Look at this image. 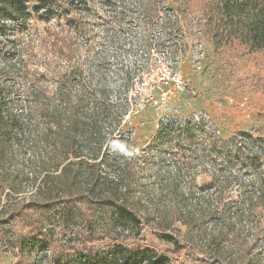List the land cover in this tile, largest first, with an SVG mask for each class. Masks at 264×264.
I'll use <instances>...</instances> for the list:
<instances>
[{
	"label": "trees",
	"instance_id": "obj_1",
	"mask_svg": "<svg viewBox=\"0 0 264 264\" xmlns=\"http://www.w3.org/2000/svg\"><path fill=\"white\" fill-rule=\"evenodd\" d=\"M80 1L0 0V224L17 223L26 231L16 242L17 264L35 263L37 250H47L52 264H250L252 244L231 239L239 234L237 225L245 230L255 212L259 222L264 212V142L239 131L221 143L213 132L207 135L203 123L174 116L159 123L155 152L136 153L121 135V127L130 132L132 122L121 125L124 113L118 112V100L109 98L111 83L98 59L90 66L66 67L55 79L48 74L52 65L39 62L40 48H25L32 18L49 21ZM158 1L116 8L114 16L120 23L137 19L165 27ZM206 15L215 46L238 41L250 52L264 51V0H210ZM68 44L66 52L59 48L65 57ZM112 122L115 127L105 130ZM115 132L118 137L112 138ZM202 139L211 144L209 150L202 145L201 156L209 151L220 160L227 157L212 165L213 177L202 188L213 192L185 205L176 191L182 162L171 176L157 177L158 193H134L137 186L145 188L133 175L139 164L165 171L166 151L178 163ZM196 152L194 147L190 155ZM233 189L242 192L238 200L230 194ZM175 224L187 227L185 243L178 240ZM115 225L122 227L120 234ZM145 227L167 246L147 245ZM195 238L200 242L196 258L186 246ZM105 239L106 248L94 245Z\"/></svg>",
	"mask_w": 264,
	"mask_h": 264
},
{
	"label": "rangeland",
	"instance_id": "obj_2",
	"mask_svg": "<svg viewBox=\"0 0 264 264\" xmlns=\"http://www.w3.org/2000/svg\"><path fill=\"white\" fill-rule=\"evenodd\" d=\"M139 1L81 0L79 4L75 3L67 14H59L49 21H45L42 16H35L29 30L24 33V40L29 42L25 48H40L39 62L52 65L53 69L48 74L55 79L66 67L73 68L79 63L90 66L94 63L92 58L98 59L111 83L109 98L113 101L118 100V112L124 113L121 125L127 120L132 122L130 132H127L128 126L117 128L121 127L124 132L121 135L133 144L136 153L146 148L153 149L149 152H155L159 123H166L174 116L203 123L207 135L213 132L212 135L219 136L221 143H228L229 138L239 131L249 133L259 142H264V51L250 52L238 41L215 46L206 18V5L210 0H159L156 7L161 11L163 22H166L165 27L160 26V23L152 27L150 23H142L137 19L132 20L130 24L123 20L121 23L118 22V16H114V9L127 5L138 8ZM152 1L150 0L147 5L151 7ZM66 19H71V23L68 24ZM168 23L171 26V40L174 43L171 48L180 51L178 52L179 56L181 55L180 70L185 87L174 92L165 107L156 108L146 99L148 89L141 85V82L149 78L152 62L161 55L146 49L150 42L149 38L152 43L160 45L166 36L164 33L167 31ZM197 29H200L199 35L195 33ZM195 34L200 36L205 48V56L199 60L194 59L187 51ZM69 41L70 55L65 57L59 53V48H65L63 50L66 52ZM119 69L122 70L121 74L116 72ZM113 127L115 125L112 122L104 126V129L110 131ZM111 135L112 138L118 137L116 132ZM201 142L203 144L192 143V148L190 146L188 149L190 152L186 151L187 157H180L182 161L178 163L176 158L166 151L165 162L170 166H165V171L158 172L151 163L139 164L133 175L138 182L145 183V188L137 186L134 193L141 194L142 191L144 194L158 193L159 190L154 187L157 177L171 176L174 168L179 165L182 167V162H184L180 172L182 179L176 191L177 194H183L185 205L193 204L202 193L213 192V189L202 188L207 187L208 181L213 177L215 169L212 165L217 161H225L227 157L224 155L220 160L219 157L208 153L209 151H205L206 155L201 156L202 145L209 150L211 144L209 139H202ZM194 147L197 156L190 155ZM169 151L174 153L176 149ZM244 178L250 179L251 175L244 173ZM169 191L165 190L166 193ZM239 193H242L240 189L230 191L234 200L239 199ZM99 211L105 212V209ZM258 215L259 212L253 214L251 223L246 219L249 227L246 225L245 230L237 225L239 234L236 235L234 232L231 239L233 243L241 241V244L245 243L248 246L252 244L250 264H264V212L261 213L260 222L257 221ZM174 227L180 230L178 240H182L183 243L182 234L187 227L180 224H175ZM115 228L120 234L122 227L115 225ZM25 232L17 223L0 224V264H17L19 253L16 242L18 236ZM106 240L96 241L94 245L106 248ZM144 242L154 247L167 246L147 227L144 229ZM125 243L131 244V240L127 239ZM199 243L195 238L190 243L192 245H186L189 254L194 258ZM186 256L187 254L182 255L183 258ZM35 258L33 264H52L47 250H37Z\"/></svg>",
	"mask_w": 264,
	"mask_h": 264
},
{
	"label": "built area",
	"instance_id": "obj_3",
	"mask_svg": "<svg viewBox=\"0 0 264 264\" xmlns=\"http://www.w3.org/2000/svg\"><path fill=\"white\" fill-rule=\"evenodd\" d=\"M171 26L167 25V31L164 33V40L159 44L151 43L148 48L152 52L161 53L152 62L151 74L148 79L142 80L141 85L146 86L148 91L146 99L151 106L156 108L165 107L168 100L174 95V92L183 90L185 87V80L180 70L179 50L171 48L174 43L171 40ZM200 34V29L195 32ZM194 37V40L187 51L194 59H201L205 56V48L200 36Z\"/></svg>",
	"mask_w": 264,
	"mask_h": 264
}]
</instances>
